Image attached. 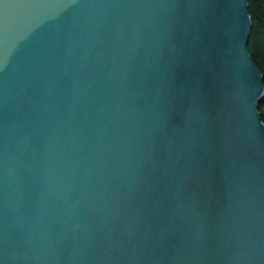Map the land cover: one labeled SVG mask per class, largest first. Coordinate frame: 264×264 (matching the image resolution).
Listing matches in <instances>:
<instances>
[{
  "label": "water",
  "instance_id": "95a60500",
  "mask_svg": "<svg viewBox=\"0 0 264 264\" xmlns=\"http://www.w3.org/2000/svg\"><path fill=\"white\" fill-rule=\"evenodd\" d=\"M248 0H0V264H264Z\"/></svg>",
  "mask_w": 264,
  "mask_h": 264
},
{
  "label": "trees",
  "instance_id": "16d2710c",
  "mask_svg": "<svg viewBox=\"0 0 264 264\" xmlns=\"http://www.w3.org/2000/svg\"><path fill=\"white\" fill-rule=\"evenodd\" d=\"M247 10L252 23L247 47L261 72L264 88V0H248ZM258 110L264 122V89L263 95L258 101Z\"/></svg>",
  "mask_w": 264,
  "mask_h": 264
}]
</instances>
